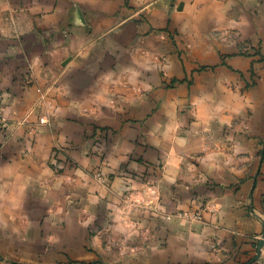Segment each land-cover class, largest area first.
<instances>
[{
    "label": "crops",
    "instance_id": "crops-1",
    "mask_svg": "<svg viewBox=\"0 0 264 264\" xmlns=\"http://www.w3.org/2000/svg\"><path fill=\"white\" fill-rule=\"evenodd\" d=\"M0 104V264H262L264 0H0Z\"/></svg>",
    "mask_w": 264,
    "mask_h": 264
},
{
    "label": "built area",
    "instance_id": "built-area-1",
    "mask_svg": "<svg viewBox=\"0 0 264 264\" xmlns=\"http://www.w3.org/2000/svg\"><path fill=\"white\" fill-rule=\"evenodd\" d=\"M3 120H4L3 119V107L0 104V127L2 125ZM262 239H263V243L259 246L258 252H259V254H263L262 257H264V236Z\"/></svg>",
    "mask_w": 264,
    "mask_h": 264
},
{
    "label": "rangeland",
    "instance_id": "rangeland-1",
    "mask_svg": "<svg viewBox=\"0 0 264 264\" xmlns=\"http://www.w3.org/2000/svg\"><path fill=\"white\" fill-rule=\"evenodd\" d=\"M256 245H257V244H256ZM260 245H261V244H259V245L256 246L257 251H258V248H259ZM258 253H259V252H258ZM261 260H262L261 263L263 264V263H264V257H263Z\"/></svg>",
    "mask_w": 264,
    "mask_h": 264
},
{
    "label": "water",
    "instance_id": "water-1",
    "mask_svg": "<svg viewBox=\"0 0 264 264\" xmlns=\"http://www.w3.org/2000/svg\"><path fill=\"white\" fill-rule=\"evenodd\" d=\"M263 243V239L261 240V244Z\"/></svg>",
    "mask_w": 264,
    "mask_h": 264
}]
</instances>
